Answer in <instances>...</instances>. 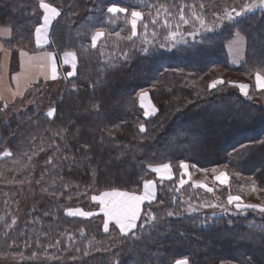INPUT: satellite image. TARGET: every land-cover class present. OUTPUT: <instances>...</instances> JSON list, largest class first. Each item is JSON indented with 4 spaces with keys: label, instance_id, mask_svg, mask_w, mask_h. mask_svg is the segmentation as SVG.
Here are the masks:
<instances>
[{
    "label": "trees",
    "instance_id": "trees-1",
    "mask_svg": "<svg viewBox=\"0 0 264 264\" xmlns=\"http://www.w3.org/2000/svg\"><path fill=\"white\" fill-rule=\"evenodd\" d=\"M45 2L62 10L48 48L74 52L77 65L58 90L43 87L17 112L0 107V257L21 264H264V212L229 205L232 213L219 216L187 214L184 202L220 207L232 195L264 206V88L255 85V75L264 76V7L229 21L226 12L252 0ZM110 6L128 12L111 14ZM133 10L143 19L129 40ZM41 19L39 0H0V27L10 32L3 44L13 59L18 49L35 50ZM99 29L105 35L93 48ZM170 31L175 42L165 40ZM236 36L244 53L233 66L226 45ZM239 84L248 86L246 96ZM142 92L156 109L151 116L139 105ZM160 164L170 165L172 179L156 178L150 167ZM199 171L212 192L194 185ZM220 173L227 183L215 181ZM146 180L157 183L156 198L127 234L112 224L106 232L101 214L68 215L94 208L96 192L138 193Z\"/></svg>",
    "mask_w": 264,
    "mask_h": 264
},
{
    "label": "crops",
    "instance_id": "crops-1",
    "mask_svg": "<svg viewBox=\"0 0 264 264\" xmlns=\"http://www.w3.org/2000/svg\"><path fill=\"white\" fill-rule=\"evenodd\" d=\"M57 9L59 13L61 14L62 10L59 8ZM41 12H42V19H41L40 24L37 27H41L44 24L43 9H41ZM59 16L55 17L51 21V23L47 26V28H42L39 44L37 43V35H36L37 27H36L35 37H34L35 50L32 51V50L18 49L15 52L16 59L12 58L11 50L6 48L3 44V42L7 38H9L10 32L7 28L0 27V107L1 108L12 109L14 104L20 103V102L23 103L27 100V98L35 99V97L39 96V92L43 87L48 86V87H52L54 90H58V87L61 81H67L68 79L72 78L75 75V69L77 65V59H76L75 53L72 51L59 53L53 49L48 48L51 43V31H52L53 25ZM226 51H227L229 63L231 65L236 66L239 63H241L243 59V53H244L243 37L236 36L231 41H229L226 45ZM230 51H233L236 57V62L234 64L230 61ZM21 53H24L25 55L22 56ZM49 54H51V57H49ZM66 59H67V62H65ZM53 64L56 70L55 79L52 78ZM59 69L62 70V73H58ZM69 72H72L73 75L69 76L68 75ZM247 88L245 89L246 92H247ZM257 89H262V88L257 87ZM5 105L7 106L5 107ZM49 111H52L54 113V109L52 107L48 108L46 110V113L48 114ZM155 112H156V109H155ZM161 165L163 164L153 165L150 167V170L152 171L153 168L160 167ZM185 170L187 172V168ZM152 172L155 174L156 178L160 180L157 173H155L154 171ZM171 174L173 176L172 170H171ZM165 180H170V179H164L163 181ZM146 181H149V180H146ZM150 181L154 182V187L152 188L154 199L150 201L152 202L156 198L157 191H156V184H155L156 182L154 180H150ZM144 183L145 181L143 182V186H144ZM143 186L140 192L138 193L129 192V193L136 194V195H142L144 193ZM112 191H123V190H117V189L106 190L104 192L102 191V192L94 193L91 196V202L95 206L98 207V208H95V212L93 213V215L101 214L103 218L105 219L103 212L101 211V205L99 204V201L98 200L93 201L92 197L93 196L100 197L103 193L112 192ZM150 202L146 200L144 204L150 203ZM240 203L242 205H246L242 201H240ZM143 205H142V209H143ZM244 210L245 209H241L239 211H244ZM74 216H78V215H74ZM80 217H85V216H80ZM110 224L115 226L114 222H110L109 225ZM117 228L119 229V227ZM180 261H184V260H180Z\"/></svg>",
    "mask_w": 264,
    "mask_h": 264
},
{
    "label": "snow or ice",
    "instance_id": "snow-or-ice-1",
    "mask_svg": "<svg viewBox=\"0 0 264 264\" xmlns=\"http://www.w3.org/2000/svg\"><path fill=\"white\" fill-rule=\"evenodd\" d=\"M39 7L43 9L44 15H43V21L44 24L41 27L36 28V35H37V43L39 44L40 38H41V31L42 28H47V26L51 23V21L60 15L58 9L56 7H53L52 4L46 3L45 0H39ZM254 7H264V0H252L251 4L243 5L240 9V11H237L235 8H233L230 12H226L225 16L229 21L234 20L236 16L242 15L245 11H250ZM201 8H203V5H201ZM108 13L116 14V13H127V8H122L118 6H110L107 8ZM143 19V13L141 11L133 10L131 11V20L129 21L131 24V35L127 37V39L131 40L133 37L137 36V23L138 21ZM194 19L199 21L201 26L204 27V21L199 17L194 15ZM223 19V17L221 18ZM180 20L183 23H188V21L184 18L183 14V8L181 7L180 10ZM156 20L154 19L152 21L153 25L156 24ZM165 24H167V19H165ZM148 25L144 24L145 32H147ZM207 31H211L210 27L205 28ZM105 35V32L102 29H99L95 31V33L91 36V46L93 48L96 47L97 41L99 38L103 37ZM115 35L117 37H120V33L116 32ZM155 35V33H153ZM190 35H193L190 33ZM177 37V32L170 31L168 35L165 37V40L168 42H175ZM145 43H148L147 40H145ZM165 44H161L160 47H165ZM147 51V49H144ZM21 55H25L24 53H21ZM71 55V54H69ZM49 57H51V54H49ZM67 62V59L66 61ZM74 67V65H73ZM69 76L73 75L72 72L68 73ZM52 78H56V70L55 66L53 64L52 67ZM256 82L258 88H264V76H261V74L258 72L256 74ZM219 83L223 84L224 81H219ZM217 84L216 81H214L211 85H209L210 88L215 87ZM237 87L240 88L242 93L244 95H247V92L245 89L248 87L244 84H239ZM146 95V94H142ZM7 105H5L6 107ZM148 114L147 112L145 113ZM48 116L52 117L53 112L49 111ZM144 126L140 125V131L143 132ZM4 156H9L11 153L5 152L3 153ZM180 167L182 169H186L187 165L183 162H181ZM152 171L157 173L160 180L164 179H172L173 176L171 174V167L169 164H163L160 167L153 168ZM184 173H182L180 184L183 185L185 183L183 179ZM220 183H227L228 177L226 174L221 173L215 178ZM144 193L142 195H136L125 191H112V192H105L100 197L93 196V201H99V204L101 205V211L103 212V215L105 217L104 219V230L107 232L109 230V223L114 222L115 226L119 227L120 231L124 234H127L128 232H131L133 229L137 227V222L141 220V213H142V205L144 202L151 201L154 199V195L152 192V188L154 187L153 181H145L144 183ZM196 187L205 188L206 191L212 192L213 189L208 188L204 184H197ZM255 190V189H253ZM240 197L239 196H232L229 195L227 197V203L229 205H232L235 203V207L237 210L241 209H248V208H255L259 209V211L264 212V206L259 205H242L240 203ZM212 207H217V205H210ZM68 215L74 216V215H82L85 217L92 216V212H83L80 210H68ZM145 215L148 219H155L154 216H152L151 210H148ZM169 216L173 215V213L169 212ZM147 221H145L146 223ZM13 223H15V220H13ZM177 264H187V261H178Z\"/></svg>",
    "mask_w": 264,
    "mask_h": 264
},
{
    "label": "rangeland",
    "instance_id": "rangeland-1",
    "mask_svg": "<svg viewBox=\"0 0 264 264\" xmlns=\"http://www.w3.org/2000/svg\"><path fill=\"white\" fill-rule=\"evenodd\" d=\"M130 20H131V16H130ZM230 48V47H229ZM230 61L234 64L236 62V57L233 53V51H230ZM255 78H256V75H255ZM255 85L257 86V82H256V79H255ZM240 90V88H239ZM240 92L242 93V91L240 90ZM142 94H146V95H142ZM243 94V93H242ZM244 95V94H243ZM246 96V95H245ZM138 99H139V105L140 107L142 108V111H143V114L145 116H151L155 113V107L152 105V103L150 102V99H149V95L147 92H142L139 94L138 96ZM256 102H258V100H255ZM29 104L26 103V104H22L21 102L20 103H16L13 105L12 109L15 110V112L19 111L20 109H23L25 108L26 106H28ZM148 113L147 115L145 113ZM223 113V110L219 111L217 114L218 115H221ZM203 119L199 120L198 121V124H203ZM219 126L216 125L214 128H218ZM187 174V179H188V173L186 172ZM221 174V173H220ZM218 174V175H220ZM192 179L195 181L194 182V185L196 186L197 184H204V185H207L208 183V178H207V175L205 174V172L203 171H199V172H194L193 173V176H192ZM216 180V179H215ZM163 181V180H161ZM187 181V180H186ZM217 181V180H216ZM219 182V181H218ZM156 184V191H157V183ZM208 187V186H207ZM209 188V187H208ZM251 188V187H250ZM205 189V188H204ZM250 193L252 192H255L252 189H250ZM25 192V195H29L30 191L29 189H25L24 190ZM102 192V191H101ZM104 192V191H103ZM97 193V192H96ZM184 202L187 203V208H186V211L185 213L187 214H200V215H209V216H219L221 214H225V213H232L230 207H229V204L228 205H224V206H217V207H212L210 205H205V204H190L188 203L186 200H184ZM214 205V204H213ZM233 206H235V203L232 204ZM95 208H98L97 206H95L94 208H89V209H83V208H70L71 210H80V211H83V212H92L94 213L95 212ZM69 210V209H68ZM67 210V212H68ZM78 216H82V215H78ZM37 263H43V264H47L46 262L44 261H36ZM36 262H33L36 263ZM22 263V260L21 258L19 257H12V256H9V257H0V264H21Z\"/></svg>",
    "mask_w": 264,
    "mask_h": 264
},
{
    "label": "built area",
    "instance_id": "built-area-1",
    "mask_svg": "<svg viewBox=\"0 0 264 264\" xmlns=\"http://www.w3.org/2000/svg\"><path fill=\"white\" fill-rule=\"evenodd\" d=\"M58 72H59V73H62V70H61V69H59V70H58Z\"/></svg>",
    "mask_w": 264,
    "mask_h": 264
}]
</instances>
